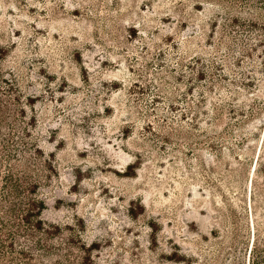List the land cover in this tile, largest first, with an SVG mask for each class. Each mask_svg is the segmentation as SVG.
<instances>
[{"label":"rangeland","instance_id":"1","mask_svg":"<svg viewBox=\"0 0 264 264\" xmlns=\"http://www.w3.org/2000/svg\"><path fill=\"white\" fill-rule=\"evenodd\" d=\"M0 215V264H264V0H0Z\"/></svg>","mask_w":264,"mask_h":264},{"label":"trees","instance_id":"2","mask_svg":"<svg viewBox=\"0 0 264 264\" xmlns=\"http://www.w3.org/2000/svg\"><path fill=\"white\" fill-rule=\"evenodd\" d=\"M21 160V159H20ZM10 191L12 192V194H16V189H12V186H9L8 187V191L6 194H10ZM6 196V195H5ZM4 196V199H5V202L6 203H11L10 199L5 197ZM41 204V203H40ZM11 205V204H10ZM10 205L7 207V210L9 211L10 214H14V216L16 215L17 216V210L16 209H13L10 207ZM29 206H31L30 208H26V207H21L20 209V213L21 214V221L23 223H27L28 225H32L33 228L35 230H38V229H41V219H37L36 221H34L33 223V220L32 218H36L38 216V218H40L41 216V212L43 210V204L40 206H38V208L36 207V203L34 201H31L29 203ZM37 208V209H36ZM36 210V211H35ZM19 218V217H18ZM6 222H7V219H4L1 215H0V225L2 227H6Z\"/></svg>","mask_w":264,"mask_h":264}]
</instances>
